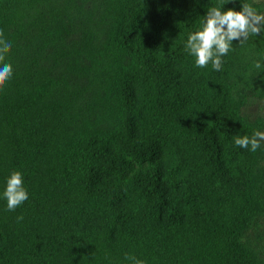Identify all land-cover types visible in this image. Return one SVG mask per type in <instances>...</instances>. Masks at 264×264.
Returning <instances> with one entry per match:
<instances>
[{"label": "trees", "instance_id": "trees-1", "mask_svg": "<svg viewBox=\"0 0 264 264\" xmlns=\"http://www.w3.org/2000/svg\"><path fill=\"white\" fill-rule=\"evenodd\" d=\"M263 102L264 0H0V264H264Z\"/></svg>", "mask_w": 264, "mask_h": 264}, {"label": "rangeland", "instance_id": "rangeland-1", "mask_svg": "<svg viewBox=\"0 0 264 264\" xmlns=\"http://www.w3.org/2000/svg\"><path fill=\"white\" fill-rule=\"evenodd\" d=\"M264 103V102H263ZM257 107L254 108V110H256ZM264 110V109H263Z\"/></svg>", "mask_w": 264, "mask_h": 264}]
</instances>
